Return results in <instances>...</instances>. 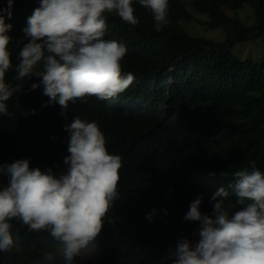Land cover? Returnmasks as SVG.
<instances>
[{"label": "trees", "instance_id": "1", "mask_svg": "<svg viewBox=\"0 0 264 264\" xmlns=\"http://www.w3.org/2000/svg\"><path fill=\"white\" fill-rule=\"evenodd\" d=\"M188 2L200 14H212L201 22L212 28L231 20L232 11V35L225 40L191 35L181 24L194 20ZM0 6L6 7V0ZM38 6L39 0H14L12 17L5 19L12 25L6 34L12 38L8 47L14 65L6 82L23 90L6 102L13 115H0V165L28 159L30 168L59 174L69 155L64 125L74 116L95 121L109 152L122 157L119 198L97 237L98 255L78 257L76 264H169L163 258L181 236L198 239L193 233L199 222L183 219L191 201L202 195L200 211L211 216L212 195L233 182L235 171L253 160L264 171V59L233 52L239 42L264 36V0H168L160 31L139 0H133L136 26L106 13L104 39L126 46L122 74L135 79L114 99L91 96L86 103H69L66 117L58 104L43 106L48 100L43 86L29 90L39 78H15L18 53L28 42L22 29ZM246 8L253 13L251 24L237 16ZM8 179L0 175V185ZM224 207L230 216L242 209L232 195ZM154 209L149 222L146 216ZM11 223L21 244L0 252V264H63L59 254L53 261L44 259L47 233Z\"/></svg>", "mask_w": 264, "mask_h": 264}, {"label": "clouds", "instance_id": "2", "mask_svg": "<svg viewBox=\"0 0 264 264\" xmlns=\"http://www.w3.org/2000/svg\"><path fill=\"white\" fill-rule=\"evenodd\" d=\"M6 4L0 6V115L12 116L6 102L23 89L6 82L14 65L8 47L12 38L6 34L12 25L5 19L12 17L14 0H6ZM139 4L150 10L155 30L160 31L167 22L168 0H139ZM106 13H115L132 26L139 23L133 0H39L27 18L22 32L28 42L18 53L15 78H39L29 90L43 86L42 94L48 97L44 107L58 104L66 117L69 103H86L91 96L111 100L133 84V74H122L126 46L104 39ZM64 131L69 134V155L63 158L65 168L59 174L51 168H30L28 159L0 165V175L9 177L6 186L0 185V252L19 248L21 236L18 230L13 232L11 223L16 220L29 232L47 233L46 261L59 254L63 264H76L78 257L98 255L97 237L119 198L122 157L109 152L95 121L74 116ZM233 177L232 183L212 195L211 216L200 211L202 195L190 202L183 219L199 222L193 233L198 239L181 236L165 261L264 264V171L253 160ZM230 195L242 206L231 216L224 207ZM154 213L155 209L146 216L149 222Z\"/></svg>", "mask_w": 264, "mask_h": 264}, {"label": "rangeland", "instance_id": "3", "mask_svg": "<svg viewBox=\"0 0 264 264\" xmlns=\"http://www.w3.org/2000/svg\"><path fill=\"white\" fill-rule=\"evenodd\" d=\"M38 1V0H33ZM188 1V0H187ZM188 7L190 8L191 12L194 15L193 21H182V26H184L191 35L193 36H202L206 38H211L215 40H225L229 36L232 35L236 28V24L234 22V19L236 18V15L231 11L230 15L232 17L231 20H228L221 26V28H212L208 25H203L201 22L206 20L212 19L211 13H205L200 14L193 6H191V3L188 2ZM252 11L248 8L245 10H241L238 12L237 16L243 20H247L250 22V24L254 21ZM233 52L238 55L240 58L247 59V58H254L258 60L264 59V36H262L259 39L254 40H248L239 42L235 45L233 48Z\"/></svg>", "mask_w": 264, "mask_h": 264}]
</instances>
